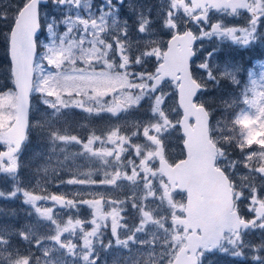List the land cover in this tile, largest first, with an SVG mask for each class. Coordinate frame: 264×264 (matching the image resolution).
Instances as JSON below:
<instances>
[{
    "label": "rangeland",
    "instance_id": "rangeland-1",
    "mask_svg": "<svg viewBox=\"0 0 264 264\" xmlns=\"http://www.w3.org/2000/svg\"><path fill=\"white\" fill-rule=\"evenodd\" d=\"M138 1L140 17L118 45V59L96 58L97 53H105L108 42L97 39L96 34L117 3L50 0L41 9L43 31L37 38L30 136L20 154L10 161L0 159V185L8 189V194L0 191V206L11 208H0V264H174L177 253L187 245V233L175 222L185 197H169L158 166L160 159L176 162L184 157L176 87L168 82L153 93L151 85L168 40L185 31L187 21L181 20L189 19L192 11L183 0H145L146 5ZM82 12L98 16V27L86 34H78L77 25L85 20ZM222 16L224 31L240 19ZM251 22L230 33L238 42L247 36L264 51V19L255 15ZM222 38L223 33L213 34L210 41L200 44L198 57L209 50L220 51L212 62L219 67L213 70L219 74L226 64L237 65L242 87L247 81L243 69L247 68L235 51L242 47L230 42L220 45ZM261 60L264 57L250 67ZM200 63L199 59L192 63L193 76L207 84ZM255 70L259 73V68ZM5 75L0 74L1 151L12 148L6 134L17 117V92L9 86L12 77ZM221 83L222 87L209 83L197 102L214 115L212 134L219 148V164L236 189L244 188V211L252 226L228 236L218 254L204 256L202 264H264V130L252 136L249 147L241 148L240 129L231 122L242 105L227 107L222 102L238 98L240 88L226 77ZM81 106L102 111H81ZM113 106L115 112L109 111ZM89 116L102 121L100 128L107 129L101 135L105 138L103 155L97 156L100 159L82 156L83 146L69 138L79 137V131L88 128ZM228 122L235 129L232 134L225 130ZM114 147L130 152L136 166L148 162L149 182L137 168L127 182H120L125 174L115 181L116 172L111 169H124L133 158L109 156ZM9 167L16 170L11 173ZM139 176L145 180L144 189L138 186ZM100 200H107L108 208L115 207L113 212L117 210L112 220H105V210L100 209L97 220L92 221L96 213L91 204L97 209ZM110 230L118 240L114 234H105ZM13 237L19 238L21 247L10 245Z\"/></svg>",
    "mask_w": 264,
    "mask_h": 264
},
{
    "label": "water",
    "instance_id": "water-1",
    "mask_svg": "<svg viewBox=\"0 0 264 264\" xmlns=\"http://www.w3.org/2000/svg\"><path fill=\"white\" fill-rule=\"evenodd\" d=\"M123 1L119 0V3ZM231 1L232 4L228 0H190L195 10L205 11L210 6L215 10L229 9L235 13L242 5ZM48 2L49 0H29L17 14L10 32L9 58L17 92V117L6 134L13 148L0 154V157L7 160L20 152L29 129L34 65L38 51L36 38L41 32L40 8ZM242 8L248 9L247 6ZM205 16L202 14L201 18L205 19ZM195 42L196 37L190 29L172 36L162 62L155 70L151 85L153 93L160 90L166 82L177 86V104L182 111L179 126L186 138L185 159L175 166H171L166 160L159 163L172 189L188 194L186 218L177 221L185 228L186 233H191L187 237V245L177 253L174 264H198L199 250L211 252L218 248L225 232L250 227L233 210L230 182L216 167L218 151L210 136L209 113L204 106L195 103L203 91V86L193 77L192 72ZM8 170L12 173L16 169L9 167ZM176 183L177 187L174 186Z\"/></svg>",
    "mask_w": 264,
    "mask_h": 264
},
{
    "label": "flooded vegetation",
    "instance_id": "flooded-vegetation-1",
    "mask_svg": "<svg viewBox=\"0 0 264 264\" xmlns=\"http://www.w3.org/2000/svg\"><path fill=\"white\" fill-rule=\"evenodd\" d=\"M183 1L188 5L189 9L192 11L190 16H189V19H187V20L182 19L181 22L187 21V22H185V31H186V29H190L191 32L196 37V42H195L196 58H195V60L198 57L199 48H200L199 45L202 43H205L204 41H210L213 37V34L223 33V39H224L227 37L228 33L236 30L238 25H241L242 23H246V21H248V20H250V22H251L255 15H259V16H261V19H264V0H245V1L242 0L241 5L247 6L248 9H244L241 6V7L236 9V12L234 14L231 13L230 10H226V9L213 10L210 6H207L206 12H205V14H206L205 20L201 19L202 9L195 10L194 6L190 2V0H183ZM64 2L65 1H63V3ZM112 3L113 4L117 3V5H119V6H115L113 9H109L112 12V16H110V15L106 16L105 23L99 29L100 33L97 32V34H96L97 39H99V40L102 39L103 41H108L105 53L104 54H103V52L97 53L96 54L97 59H118V55L116 52L118 45L123 42V40L125 39L126 36H129V32H131V30L135 26V23L137 21V17H140V14L137 13V11H139L140 9L138 7H136V5L140 4V2L138 0H124L123 3H119V0H112ZM142 3L144 5H146L145 0H143ZM142 7H143V9H145L143 5H142ZM97 13H99L101 16L100 11H97ZM81 14L85 17V20L77 25V28L79 30L78 34H86L89 32L90 28L96 29L98 27V25H97L98 16L97 15L91 16V15H88L84 12H82ZM223 14L231 15V17L233 19H236L239 17H240V19L237 22H233V23L231 22L229 24V26L226 28V30L224 31V29L222 28V23H223V16L222 15ZM114 21H116L117 23L114 24ZM257 23L258 22H256V23L251 22V25H256ZM180 30L183 31V26H181ZM216 30H218V31H216ZM42 31H43V29H42ZM182 33L183 32L176 33V34H182ZM91 35H92V31L90 33V36ZM75 37L77 38V36H75ZM161 59H162V57H161ZM108 110L111 112H115L114 106H113V108H111V110L109 108H108ZM81 111L99 112V111H102V109H88L87 107L81 106ZM86 118H88V120L91 123L90 125H88V128H86L85 130L79 131V133H78L79 137L74 136V137H69V138L77 140L83 146L84 151L81 152L82 156H95V157L99 156L101 158L103 155L101 146H102L103 139L105 138V136H101V135L107 129L104 130V129L100 128L101 127L100 124L102 121L93 120V118H91L90 116L86 117ZM78 122H81V121H78ZM74 133H75V131H74ZM121 148L122 149L120 150V147H114L113 151L109 154V156H111V157L117 156V158H119V157L123 156V154H125L123 157H125L127 159L133 158V156L131 155L130 152H127V150H125L124 147H121ZM100 158L97 157V159H100ZM85 163L86 162H82L83 165H85ZM170 163L173 165L176 162H170ZM136 168L140 171V173H142V176H144L145 179H147L149 182L148 162H142L141 161L139 163V165L136 166L135 162H134V158H133V162H131L130 164H127L124 169L122 167H119V168L114 167L111 170H113L112 172H116L115 181L118 180V178L121 174H125V176L120 179V182H122V181L127 182L128 176L134 175V171ZM225 172L227 173L228 171H225ZM142 176L138 177V186H140L141 189H144L145 188V180L142 178ZM165 183L167 184V187L165 189L167 190V192H169L170 185L168 184V181L166 179H165ZM244 193H245V190L241 185V186H239V190L237 189L235 192V195H234L235 208L236 207L238 208V210L241 212L240 214L242 215L243 218L248 216V214L244 211V206L247 204V201L244 198ZM176 194H179V192H174L173 194H170L169 197L176 195ZM92 202L93 201H91V203ZM87 207H88V205H87ZM91 207L93 208L92 212H94L93 210H95L94 213H96L94 216H92V221L97 220L100 209L103 211L105 210L104 213H102V214H104L105 220H107L108 218L110 220H112V218L115 217L116 213H117V210L115 212H113V209H115V207L114 208L113 207L108 208L109 203L107 200H100L99 204L97 206V209H95L94 206H92V204H91ZM106 207H107V209H106ZM179 209L181 212H179L180 215H179L178 219L184 217V207L180 206ZM117 217H119V219H122V221L126 220L122 216H117ZM178 219H175L176 223L178 222L177 221ZM109 223H110V221H109ZM115 226H116V223H115ZM127 227L128 226L126 225V228ZM178 227L182 228L181 226H178ZM105 234L106 235L114 234L113 237H115L118 240L117 234L113 233L111 230L105 232ZM126 234H128V233H126ZM231 235L232 234H226L225 235V238H224V240H222L219 248L222 247L225 239ZM117 240H116V242H117ZM121 241H123V240H121ZM116 242H115V248L117 250L118 249V243H116ZM131 249H132V247L127 248L128 251H130ZM218 249H215L214 251H212L209 254L203 253L201 258H200V261L206 255H207V257L215 255L218 252Z\"/></svg>",
    "mask_w": 264,
    "mask_h": 264
},
{
    "label": "snow or ice",
    "instance_id": "snow-or-ice-1",
    "mask_svg": "<svg viewBox=\"0 0 264 264\" xmlns=\"http://www.w3.org/2000/svg\"><path fill=\"white\" fill-rule=\"evenodd\" d=\"M229 42L234 46L239 45L243 49H248L252 43H254V41H250L247 36L242 38V41L238 42L235 36L228 33V39L225 40L222 38L219 41V44L223 45ZM219 53L220 51L209 50L207 55L197 57V59L201 61L199 69L205 79L217 87L223 86L221 80L226 77L230 80L232 85L240 88L238 98L233 96L230 102H222H225L227 107L237 104L242 105L238 112L234 114L231 123L240 129L239 144L243 149L244 147L250 146V139L255 133L264 130V60L258 61L255 67H249L246 70L243 69L247 75V81L241 87V79L237 76L240 67L237 65L226 64L220 70L219 74L213 70L214 68L219 67V65H214L212 63L217 60ZM193 63H195V60H193ZM255 68H259V73H257ZM217 123L219 124L220 121H217ZM229 130L234 131L235 129L233 128ZM133 242L135 241L133 240ZM125 247H127V244H125ZM237 255H239V253H237ZM85 259H88V257H85ZM93 264H95L94 261Z\"/></svg>",
    "mask_w": 264,
    "mask_h": 264
},
{
    "label": "trees",
    "instance_id": "trees-1",
    "mask_svg": "<svg viewBox=\"0 0 264 264\" xmlns=\"http://www.w3.org/2000/svg\"><path fill=\"white\" fill-rule=\"evenodd\" d=\"M25 3H26L25 0H0V74H6L5 76H9L10 78H11V62L8 57V37L12 29V26L14 24L16 14L23 7ZM235 51H236V58L239 59L241 65H243L246 68H249L256 58L264 57L262 55L264 51L254 45H251L248 49L235 48ZM223 82H226V80L224 79ZM208 84L209 82L207 84L206 83L204 84L206 88ZM9 86L12 87V85ZM205 107L207 108V106ZM213 116L214 115L211 116L212 121H213ZM228 127L229 128H226L225 130L230 131L229 129L232 128L229 126V122H228ZM233 132L234 131H230L229 134H232ZM0 191L5 194H8V189L6 186L0 185ZM0 208H4L5 210H11V208L10 209L7 207L5 208L4 206H0ZM9 243L10 245L13 243L21 247V243L18 237H13V240H10Z\"/></svg>",
    "mask_w": 264,
    "mask_h": 264
},
{
    "label": "bare ground",
    "instance_id": "bare-ground-1",
    "mask_svg": "<svg viewBox=\"0 0 264 264\" xmlns=\"http://www.w3.org/2000/svg\"><path fill=\"white\" fill-rule=\"evenodd\" d=\"M26 87V86H25Z\"/></svg>",
    "mask_w": 264,
    "mask_h": 264
}]
</instances>
